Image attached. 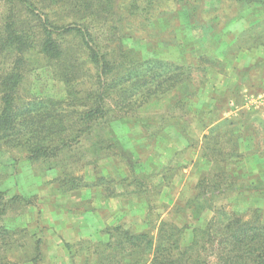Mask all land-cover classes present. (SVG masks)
<instances>
[{"label":"rangeland","instance_id":"obj_1","mask_svg":"<svg viewBox=\"0 0 264 264\" xmlns=\"http://www.w3.org/2000/svg\"><path fill=\"white\" fill-rule=\"evenodd\" d=\"M126 2L116 0L119 15ZM127 11L129 37L123 42L131 54L193 65L189 78L136 110L141 117L159 115L156 138L140 125H113L119 148L128 158H103L94 169L88 164L92 156H81L83 146L77 145L76 160L71 158L65 171H44L29 162L22 149L5 147V155L0 156L2 187L7 198L17 193L21 199L0 220V226L10 230L0 237V264H126L129 252L113 250L117 238L125 239L115 233L116 226L146 230L171 217L176 205H184L203 189L204 183L198 182L205 176L221 178V189H228L213 203H224L228 211L264 223V184H260L261 179L264 182V104L232 113L234 106L229 104L230 99L245 96L246 86L257 95L264 93V0H194L191 17L181 3H164L148 19L142 8L137 14ZM259 32L260 40L258 34L252 37ZM231 39L245 48L258 47L248 53L255 59L248 68L245 56L236 60L238 51L236 44H229ZM221 50L226 51V59L219 55ZM29 56L20 87L22 102L64 97L67 87L55 77L51 63L39 54ZM84 60L80 80L87 89L90 66ZM223 119L238 122L239 129L227 125L205 142L207 126ZM205 145L209 149L203 158ZM63 174L86 177L70 185ZM96 176L101 177L98 182ZM136 180L143 185L136 186ZM252 180L259 192L249 187ZM146 181L152 183L148 191ZM24 197L32 202L26 203ZM212 214L208 211L199 225ZM174 221L181 224L189 219L181 215ZM199 251L206 258L207 252Z\"/></svg>","mask_w":264,"mask_h":264},{"label":"trees","instance_id":"obj_2","mask_svg":"<svg viewBox=\"0 0 264 264\" xmlns=\"http://www.w3.org/2000/svg\"><path fill=\"white\" fill-rule=\"evenodd\" d=\"M122 1L130 2L127 10L132 14L142 8L146 19L152 10L162 8L164 3H181V8L191 17L189 12L194 2ZM115 2L0 0V156L5 155V147L19 148L26 152L28 161L34 166L58 172L68 168L71 158L76 160L73 153L79 145L83 146L80 155L92 156L88 164L97 169L94 163L103 158H128L119 148L120 137L113 126L116 122L124 128L130 124L143 126L149 137L160 135L159 115L141 117L136 110L188 79L194 66L131 54V49L123 42L129 37L128 2L120 9L121 15L116 11ZM256 34L260 40L262 33H254L252 37ZM221 51L219 55L225 57L226 51ZM32 53L51 63L55 77L67 87L64 97L22 102L20 87L24 81V67ZM84 59L90 66L87 68L91 77L87 89H83L84 83L80 80ZM237 123L219 120L207 126L208 132L203 139L206 142L211 134L227 125L237 131ZM206 147L209 149L207 145L203 147V158ZM128 162L132 169V163ZM63 175L68 176L65 183L69 181L70 185H75L78 177H86L83 174ZM94 179L98 182L101 177ZM210 180L208 176L203 177L198 182V185L204 183L203 189L184 205H176L173 214H169L171 217L160 219L146 230L123 229L117 225L115 233L125 239L117 238L113 250L129 252L126 264H264V223L230 212L224 203H213L217 194L223 197L228 189H221V178ZM2 182L0 175V220L6 217L11 205L21 199L17 193L7 198L8 191L2 187ZM138 183L141 181L136 180L135 185ZM250 183L253 190H261L255 181ZM151 185V182H144L145 190ZM24 201L32 202L27 198ZM208 211L213 212L212 216L199 225ZM181 215L189 221L181 224L174 221ZM9 233V229L0 226V237ZM197 246L207 252L206 258L200 255ZM111 258L114 260L115 255Z\"/></svg>","mask_w":264,"mask_h":264},{"label":"crops","instance_id":"obj_3","mask_svg":"<svg viewBox=\"0 0 264 264\" xmlns=\"http://www.w3.org/2000/svg\"><path fill=\"white\" fill-rule=\"evenodd\" d=\"M229 42H228L229 44H236L237 51H238V55L236 56V60L242 58L243 56H245L247 58L245 66H246V68H248L249 65L252 64L255 61V59L253 60L252 57L248 53L249 52L252 53L254 50H257L258 47L254 46L253 48H245V47H242V45H239L237 40H233V39H231V41H229ZM224 59H226V58L224 57ZM227 77H228V73H227ZM243 83H245V82H243ZM244 85L242 84V87ZM244 90L247 93L245 94V96H243V98L241 100H239V99H230L229 100V104H230L231 108L234 106L233 109L230 110V113H232L233 111H237L238 112V111H241V110L242 111H247V110H249L247 108H251V107H257L258 108L260 106V104H264V95H263L264 93L259 94V95L255 94V93H252L253 91H251L248 86H246L244 88ZM251 104H253V105H251ZM256 141H257V143L255 142L256 145L259 146V143H260L259 137L256 138Z\"/></svg>","mask_w":264,"mask_h":264}]
</instances>
